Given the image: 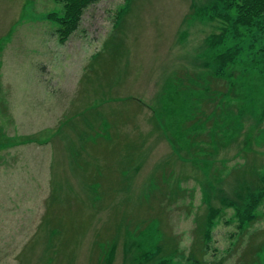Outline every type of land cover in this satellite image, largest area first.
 Wrapping results in <instances>:
<instances>
[{
	"label": "rangeland",
	"instance_id": "374dc122",
	"mask_svg": "<svg viewBox=\"0 0 264 264\" xmlns=\"http://www.w3.org/2000/svg\"><path fill=\"white\" fill-rule=\"evenodd\" d=\"M212 1L131 0L121 18L127 0H99L61 42L47 18L61 2L0 0V264H264V197L250 220L222 208L238 175L264 184V73L224 147L212 88L229 106L234 73L198 88L196 133L172 134L160 94L236 48L195 13Z\"/></svg>",
	"mask_w": 264,
	"mask_h": 264
},
{
	"label": "trees",
	"instance_id": "16d2710c",
	"mask_svg": "<svg viewBox=\"0 0 264 264\" xmlns=\"http://www.w3.org/2000/svg\"><path fill=\"white\" fill-rule=\"evenodd\" d=\"M56 1L61 2L62 7L51 11L47 18L56 24L59 39L63 42L79 24L83 11L99 0ZM130 2L131 0H127V6L121 11V18L130 7ZM195 13L200 15L199 18L202 20H218L222 28L221 33L217 36L222 46H227L224 40L226 37H229L237 41L236 48L233 50L227 46L228 52L222 51L217 57H209L204 64V68L201 71H197L193 76L189 75L186 79L177 76L175 79L176 83L167 81V88L163 92L161 91L160 94L163 96L162 100L166 101L167 110L170 115L171 126L169 128L173 131L172 134L180 136L183 130H195L194 133H196V129L204 128L198 122L199 119L201 120L200 104L210 97V95H206L205 98L202 90L198 88H204L205 92L210 93L212 87L208 86L209 80H222L221 78L224 74L228 72L234 73L232 77L236 76L237 81L235 83L233 81L228 93H231L232 96L231 98L229 97V108L234 113H231L227 118L222 116L218 120L213 121L210 131L211 138L213 137L216 140L215 137H217L220 145L222 143L224 147L229 137L232 138L231 140L238 139L240 132L245 127L244 118L246 114H256L260 108L255 105V94L258 93L257 87L249 85L247 89L245 84H247L246 80L250 74L254 78L258 72L264 73V56H255L252 59L245 60H241L238 57L239 55L247 54L248 51L257 55L264 53V0H213L197 8ZM210 47H212V44L207 46V51L209 52ZM256 48L258 49L256 50ZM212 60H214L215 65L209 71L208 68L210 67L207 65H212L213 67ZM244 70L245 73L243 72ZM218 97L220 98L219 95ZM225 104L226 100H223L220 105L221 111L224 113L228 111V108H224ZM235 113L238 116L236 122L223 125L230 118L236 116ZM182 117L184 118L182 122L185 120V123L189 124V126H182V122H180ZM188 118L193 120H189ZM190 121L192 122L190 123ZM233 125L236 126V130H232V134L227 136L229 128ZM262 191L264 193V184L261 183L258 174H256V177L252 181L249 178L247 179L244 173L240 174L236 178V186L231 190L232 196L228 197V200L222 204V208L234 207L239 213L247 215L243 216L244 220H250L254 215L256 204L262 201L264 197V194H259ZM207 196L209 197V207L206 226L204 223V231L206 229L208 235L216 223L220 209L213 205V195L208 194ZM193 259L194 264H201L197 259Z\"/></svg>",
	"mask_w": 264,
	"mask_h": 264
},
{
	"label": "crops",
	"instance_id": "0c3cea01",
	"mask_svg": "<svg viewBox=\"0 0 264 264\" xmlns=\"http://www.w3.org/2000/svg\"><path fill=\"white\" fill-rule=\"evenodd\" d=\"M209 82H210V81H209ZM214 82H215V81H212V82H210V83H212V85H213ZM187 84H188V82H187ZM212 90H213V99H212V101H211V104L213 103V107H215L214 103L217 101V103H218V105H219L218 116H217V117H222V116H224L225 118H227L231 113H234V112L229 108V106H224L225 109L228 108V111H226L225 113L221 111V108H220V102H221V100H220L219 97H216V96H215L216 93H217L218 95L220 94L219 89L215 90V89L212 88ZM208 98L210 99V97H208ZM214 115H215V114H214ZM214 115H213V116H214ZM236 118H237V116H234V117L230 118L228 121H226L225 123H223V125H224V124H230V123H232V121H233V123H235V119H236ZM199 121H200V119L198 120V122H199ZM212 125H213V123H212Z\"/></svg>",
	"mask_w": 264,
	"mask_h": 264
}]
</instances>
